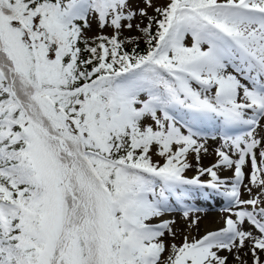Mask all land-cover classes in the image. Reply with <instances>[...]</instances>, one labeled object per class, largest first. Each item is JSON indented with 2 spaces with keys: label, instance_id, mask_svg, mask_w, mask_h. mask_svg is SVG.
I'll list each match as a JSON object with an SVG mask.
<instances>
[{
  "label": "snow or ice",
  "instance_id": "snow-or-ice-1",
  "mask_svg": "<svg viewBox=\"0 0 264 264\" xmlns=\"http://www.w3.org/2000/svg\"><path fill=\"white\" fill-rule=\"evenodd\" d=\"M142 2L0 0V264H264V0Z\"/></svg>",
  "mask_w": 264,
  "mask_h": 264
},
{
  "label": "bare ground",
  "instance_id": "bare-ground-1",
  "mask_svg": "<svg viewBox=\"0 0 264 264\" xmlns=\"http://www.w3.org/2000/svg\"><path fill=\"white\" fill-rule=\"evenodd\" d=\"M214 142V141H213ZM211 140L209 141V155L205 156L202 160V163L204 166H209L211 163H213L215 160H212L211 161V147H212V143H213ZM215 145V144H214ZM217 146V145H216ZM215 148V147H214ZM215 159V157H214ZM193 174V173H192ZM222 175H225V176H230L231 174L229 172H222L221 173V176ZM207 207H214L215 206V209L217 208L218 209V205H222V201L220 200H216V201H212V202H209V203H204ZM220 209V208H219ZM209 210V211H207ZM201 219H200V222H199V231L197 232L195 226L192 227V230L194 233H196L195 235L198 236V235H202L206 230H213L217 227L220 226V211L219 212H214L213 209H206L205 212H201L198 214Z\"/></svg>",
  "mask_w": 264,
  "mask_h": 264
},
{
  "label": "rangeland",
  "instance_id": "rangeland-1",
  "mask_svg": "<svg viewBox=\"0 0 264 264\" xmlns=\"http://www.w3.org/2000/svg\"><path fill=\"white\" fill-rule=\"evenodd\" d=\"M164 2V0H154V4L155 5H160V4H162ZM136 3L138 4V6H140V7H143V2H142V0H136ZM148 12H149V15H154L155 13H154V11H153V9H148ZM136 22H139V21H136ZM144 23H147V21H145ZM97 34H99L98 33V30L94 27L91 31H89L88 32V35L91 37V36H94V35H97ZM104 34H110V30H106L105 31V33ZM123 35L124 36H129V35H138V33L136 32V30L135 29H133L132 30V32H128L127 30H125L124 31V33H123ZM213 142V141H212ZM213 145H212V149L214 148V147H217L218 145H217V143L216 142H213L212 143ZM215 144V145H214ZM217 145V146H216ZM212 149H211V152H212ZM214 155H211V161L212 160H215L214 159ZM194 174V173H193ZM231 174V173H230ZM189 175H192V173H189ZM223 176H225V175H222V177ZM244 198H247V196L245 195L244 196ZM201 206L202 207H204L205 209H213V211L214 212H219L220 211V209L219 208H221V206L220 205H218L217 207H218V209L216 208L215 209V206L212 208V207H207L203 202H201ZM207 211H209V210H207ZM176 219H177V224H176V229H177V231H178V238H177V240H176V243H180V239L182 238V236L184 235V234H186V233H190V235H192V236H196L195 234L196 233H194L193 231H191L192 230V228H188L187 226H186V224H185V222L177 215V217H176Z\"/></svg>",
  "mask_w": 264,
  "mask_h": 264
},
{
  "label": "trees",
  "instance_id": "trees-1",
  "mask_svg": "<svg viewBox=\"0 0 264 264\" xmlns=\"http://www.w3.org/2000/svg\"><path fill=\"white\" fill-rule=\"evenodd\" d=\"M107 35V34H106ZM145 47V44L143 43V41L141 40L140 42V48L143 49ZM129 50L131 49V45L128 46Z\"/></svg>",
  "mask_w": 264,
  "mask_h": 264
}]
</instances>
